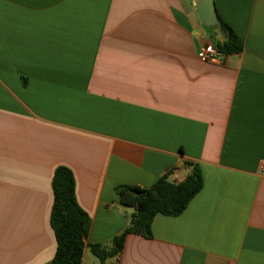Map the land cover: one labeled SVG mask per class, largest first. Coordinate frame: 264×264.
I'll return each instance as SVG.
<instances>
[{
	"label": "crops",
	"instance_id": "crops-1",
	"mask_svg": "<svg viewBox=\"0 0 264 264\" xmlns=\"http://www.w3.org/2000/svg\"><path fill=\"white\" fill-rule=\"evenodd\" d=\"M201 0H0V264H51L57 168L75 177L91 228L129 226L119 185L204 187L151 239L130 234L107 264H264V0H213L244 44L199 59L225 34Z\"/></svg>",
	"mask_w": 264,
	"mask_h": 264
},
{
	"label": "trees",
	"instance_id": "trees-1",
	"mask_svg": "<svg viewBox=\"0 0 264 264\" xmlns=\"http://www.w3.org/2000/svg\"><path fill=\"white\" fill-rule=\"evenodd\" d=\"M218 25L225 34H230L224 43L217 41L219 52L224 55L242 53L244 44L234 30L221 18ZM187 165L190 173L186 180L180 183L172 181L170 174H165L150 188L131 185H119L116 188L120 204L134 209V213L129 226L112 240L111 245H88L101 264H107L122 253L128 235L151 239L152 224L156 216L178 217L187 210L204 187L201 168L196 164ZM53 192L51 222L57 240V250L51 264H82L91 218L77 202L75 177L69 168H57L53 178Z\"/></svg>",
	"mask_w": 264,
	"mask_h": 264
},
{
	"label": "water",
	"instance_id": "water-1",
	"mask_svg": "<svg viewBox=\"0 0 264 264\" xmlns=\"http://www.w3.org/2000/svg\"><path fill=\"white\" fill-rule=\"evenodd\" d=\"M196 10L205 26L210 27L218 23V15L213 0H201L196 5ZM228 37H230V34L223 38L218 37L217 40L220 41V43H224Z\"/></svg>",
	"mask_w": 264,
	"mask_h": 264
},
{
	"label": "built area",
	"instance_id": "built-area-1",
	"mask_svg": "<svg viewBox=\"0 0 264 264\" xmlns=\"http://www.w3.org/2000/svg\"><path fill=\"white\" fill-rule=\"evenodd\" d=\"M224 54L220 53L215 44H205L199 52V59L203 62L216 63L224 59ZM261 172L264 174V162L261 166Z\"/></svg>",
	"mask_w": 264,
	"mask_h": 264
}]
</instances>
